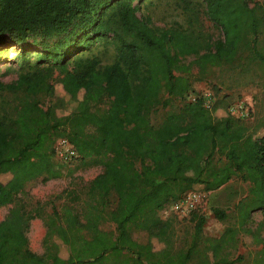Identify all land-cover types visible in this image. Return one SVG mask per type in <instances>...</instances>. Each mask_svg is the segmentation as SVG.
<instances>
[{"label":"trees","instance_id":"obj_1","mask_svg":"<svg viewBox=\"0 0 264 264\" xmlns=\"http://www.w3.org/2000/svg\"><path fill=\"white\" fill-rule=\"evenodd\" d=\"M176 2L182 20L159 28L136 15L132 0H0V49L31 44L42 60L19 69L14 81H0V96H10L0 97V206L12 204L0 220V264H233L241 260L228 258L240 233L262 244L251 264H264V220L253 230L242 226L252 211L264 215V118L248 124L231 115L227 94L208 104L199 95L184 99L207 66L264 70V0ZM200 15L218 29L217 38L202 31ZM98 43L111 46L109 62L93 50ZM55 88L79 108L44 105ZM172 98L179 106L152 124L151 110ZM105 100L102 110L90 106ZM59 138L73 149L74 168L101 170L79 211L63 205L46 217L38 254L25 236L33 216L15 199L40 175L71 172L54 159ZM231 176L249 183L232 205L233 219L213 208L224 228L204 237V218L194 214L190 240L177 248L178 221L164 207L188 190L213 191ZM111 195L116 201L108 208ZM103 222L114 230L100 229ZM132 230L145 232V242Z\"/></svg>","mask_w":264,"mask_h":264},{"label":"rangeland","instance_id":"obj_2","mask_svg":"<svg viewBox=\"0 0 264 264\" xmlns=\"http://www.w3.org/2000/svg\"><path fill=\"white\" fill-rule=\"evenodd\" d=\"M137 4L136 15L146 16L150 19L154 27H167L174 21H181L183 16L177 6L176 0H132ZM201 29L210 34L215 39L219 36V31L203 15L199 16ZM55 38H50L47 44L52 46ZM102 43L93 46L94 51H101V62H109L112 57L111 46L102 49ZM39 48L29 45L18 47L17 45L6 46L0 49V81L7 83L15 80L19 69L25 67L28 63L42 61ZM193 57L181 58L182 63H187ZM42 63V62H41ZM43 64V63H42ZM190 78L198 76V70L192 67L188 72ZM53 76L56 71L53 70ZM193 91L188 93L184 99L192 100L196 95L203 98L206 104L212 102L216 96L227 94L230 96V107L234 114L244 113L248 110V115L242 117V121L252 124L257 120L264 118V70L258 65L253 64L246 71H239L238 67L230 68L228 66H207L203 71L202 80H193ZM5 99L10 96L1 95ZM166 95L162 94L161 98ZM44 105L56 102L63 112H69L79 108L80 104L68 99L55 88L54 94L49 98H43ZM92 109L102 110L106 107V100L99 104H90ZM179 106V100L172 98L168 105L162 107L156 106L149 114V120L152 124L158 123L165 115ZM248 123V124H249ZM54 159L62 163L65 168L71 169V172H64L57 178L45 180V175H40L28 182L17 194L15 201H19L23 209L32 214L25 232L28 248L35 253H42V237L45 230L46 217L52 210L59 211L63 205L72 206L79 211L81 199L85 197L86 186L90 179L100 172L99 166H88L74 168L76 161L72 158L69 163L62 162L54 152ZM213 164L219 166L222 161H217V156L213 158ZM138 165V164H136ZM74 168V169H73ZM249 183L238 177L231 176L219 188L203 192L198 189H192L184 192L182 196L164 207V210L175 214L177 218L176 234L177 240L175 246L183 248L187 245L192 234L193 219L192 216L201 215L204 218L201 234L204 237H216L223 228L224 224L217 220L213 214V208L217 207L224 210L229 215V220L233 219L231 213L232 205L238 199L248 194ZM116 198L111 195L108 198V208H113ZM12 204L0 206V220L7 213ZM264 220V215L260 209L250 213L249 218L243 223V227L254 229L259 221ZM100 229L113 231L114 225L110 222H103L99 225ZM131 236L139 242H145L146 233L140 230H132ZM246 236L240 233L238 242L234 249L230 250L228 258L241 256V260L233 264H251V260L261 249L262 244L252 243L246 240Z\"/></svg>","mask_w":264,"mask_h":264},{"label":"built area","instance_id":"obj_3","mask_svg":"<svg viewBox=\"0 0 264 264\" xmlns=\"http://www.w3.org/2000/svg\"><path fill=\"white\" fill-rule=\"evenodd\" d=\"M231 115L242 118L248 115V110H245L244 113L234 114L233 109L229 106L228 108ZM54 152L58 154L60 160L65 163H69L72 158L74 159L75 153L71 146L67 143L65 139L59 138L54 143Z\"/></svg>","mask_w":264,"mask_h":264}]
</instances>
